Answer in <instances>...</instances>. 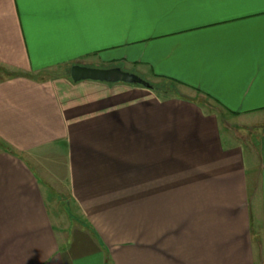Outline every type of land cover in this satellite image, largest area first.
Here are the masks:
<instances>
[{
	"label": "crops",
	"instance_id": "1",
	"mask_svg": "<svg viewBox=\"0 0 264 264\" xmlns=\"http://www.w3.org/2000/svg\"><path fill=\"white\" fill-rule=\"evenodd\" d=\"M0 68V264H264V0H0Z\"/></svg>",
	"mask_w": 264,
	"mask_h": 264
},
{
	"label": "water",
	"instance_id": "2",
	"mask_svg": "<svg viewBox=\"0 0 264 264\" xmlns=\"http://www.w3.org/2000/svg\"><path fill=\"white\" fill-rule=\"evenodd\" d=\"M71 78L74 82H81L86 80L106 82L111 84L121 82L133 85H141L146 88H152L147 81L136 75L127 73L118 67L100 69L74 65L71 69Z\"/></svg>",
	"mask_w": 264,
	"mask_h": 264
},
{
	"label": "rangeland",
	"instance_id": "3",
	"mask_svg": "<svg viewBox=\"0 0 264 264\" xmlns=\"http://www.w3.org/2000/svg\"><path fill=\"white\" fill-rule=\"evenodd\" d=\"M119 67L118 68H120L121 70H126L125 69V67L123 66V65H118ZM4 71V70H3ZM2 71V69L0 68V80H2V79H5L6 78V74H5V72H3ZM125 72H127V73H130V72H128V71H125ZM56 73H54V74H51V75H55ZM130 74H133V75H135L134 73H130ZM43 76V75H42ZM136 76H138V75H136ZM139 77V76H138ZM141 78V77H140ZM0 150H2L1 148H0ZM61 198V197H60ZM63 200V199H62ZM54 214H55V216L57 217V214H56V212H54ZM74 229H72L70 232H69V235L71 236V239H69V241H72V240H75L74 239V232L72 233V231H73ZM76 241H78V240H76ZM72 243H73V246L72 247H74L75 249L74 250H76V251H79L80 250V252H78V253H83V252H85L84 250H82V249H84V248H81V249H77V246H79L78 244L76 245V244H74V241H72ZM69 246H65V248L63 249V251H68L69 250ZM71 249V248H70Z\"/></svg>",
	"mask_w": 264,
	"mask_h": 264
},
{
	"label": "trees",
	"instance_id": "4",
	"mask_svg": "<svg viewBox=\"0 0 264 264\" xmlns=\"http://www.w3.org/2000/svg\"><path fill=\"white\" fill-rule=\"evenodd\" d=\"M152 89H155L156 90L157 88L153 86Z\"/></svg>",
	"mask_w": 264,
	"mask_h": 264
}]
</instances>
